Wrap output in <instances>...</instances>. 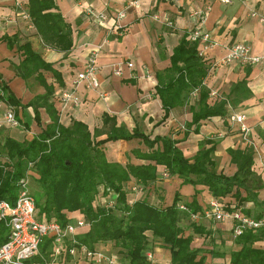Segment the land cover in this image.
Instances as JSON below:
<instances>
[{
    "label": "crops",
    "instance_id": "0c3cea01",
    "mask_svg": "<svg viewBox=\"0 0 264 264\" xmlns=\"http://www.w3.org/2000/svg\"><path fill=\"white\" fill-rule=\"evenodd\" d=\"M54 1L71 28L70 40L64 48L44 41L36 28L21 17L27 0H0V79L20 102L14 107L20 126L12 127L4 120L9 106L0 100V141L6 137L31 140L53 124L54 117L64 128L79 121L92 134L99 129L97 137L101 139L109 130L103 123V117L108 115L116 120L117 126L125 125L131 132L139 129L152 139L169 136L177 140L187 158L195 156L201 140L215 139L217 171L228 176H233L238 169L229 150L253 146V169L264 179L260 160L264 159V63L219 62L237 42L249 44L254 54H264V23L259 20L264 17V0H233L231 4L219 0ZM89 8L106 12L107 19L98 20L87 12ZM253 13L257 16H252ZM166 18L174 26H168ZM195 28L209 32L216 43L207 50L205 58L210 65L204 82L207 102L223 103L227 111V116L201 121L198 133L194 131L195 125H189L193 120L192 106L196 110L200 108L198 91L193 93L189 104L173 108L166 120L156 93L157 72L170 67L174 49ZM26 43L51 68H37L34 62L24 61L21 45ZM93 51L97 52L99 86L90 88L86 82L75 85ZM70 92L73 97L64 101V93ZM232 114L246 116L245 124L251 129L247 138L239 123L230 122ZM138 147L144 148L137 139L110 142L106 144L107 156L110 160L138 162L132 154ZM162 171L160 167L159 178L147 187L142 186L140 192H129V198L146 196L166 206L172 204L178 191L183 202H191L196 195L206 212L211 196L205 186L183 184L178 177L164 178ZM204 213L197 220L213 229L217 239L231 234L232 221L217 222ZM73 216V221H77L81 215L77 212ZM97 248L107 254L111 252L108 245L100 244ZM149 251L153 254L151 264L170 263L171 251L158 242ZM60 259L52 256L46 264H63ZM116 259L118 264H125ZM78 263L94 264L84 256L78 258Z\"/></svg>",
    "mask_w": 264,
    "mask_h": 264
},
{
    "label": "trees",
    "instance_id": "16d2710c",
    "mask_svg": "<svg viewBox=\"0 0 264 264\" xmlns=\"http://www.w3.org/2000/svg\"><path fill=\"white\" fill-rule=\"evenodd\" d=\"M25 8L31 16L29 24L34 25L44 41L64 48L70 40L71 28L55 1L27 0ZM189 35L174 49L170 67L157 72L156 93L166 120L173 108L189 104L193 93L198 91L200 108L196 110L192 106L193 120L189 124L195 125L194 131L198 133L201 121L227 116V111L223 103L208 104L204 82L210 65L199 55V41H192ZM21 49L24 61L34 62L37 68H51L28 43L21 45ZM240 87L241 84L236 88ZM0 100L8 106L20 105L1 79ZM53 121L31 140L6 137L0 141V201L14 204L20 191L19 182L28 174L39 220L57 221L66 226L73 222L74 213H80L87 226L76 233L75 245L70 239L65 241L58 255L63 264H72L70 249L74 246L97 250L100 244L108 245L110 255L114 254L125 264H151L146 253L155 242L171 251L169 264H264V227L257 231L245 229L235 238L232 224L230 239L236 248L227 257L225 251L214 249L213 242L218 241L213 229L194 218L205 211L196 195L191 202H183L177 191L172 204L166 206L146 196L129 198L134 185L149 186L159 178L162 167L171 177L182 179L183 184L205 186L211 198L219 199L225 209L260 219L264 216V199L259 197L264 179L253 169V146L229 150L238 169L228 176L217 171V141L212 138L201 140L195 156L187 158L177 140L169 136L152 139L139 129L131 132L125 125L117 126L116 120L108 115L103 117V123L109 130L101 139L97 137L99 129L92 134L82 122L75 121L71 127L64 128L58 124L57 117ZM134 139L144 146L132 150L140 162L108 158L106 144ZM197 238L201 242H195ZM6 239V228L0 223V245ZM54 252V238L45 237L34 260L46 264L56 256ZM208 256L212 258L210 263Z\"/></svg>",
    "mask_w": 264,
    "mask_h": 264
},
{
    "label": "built area",
    "instance_id": "2783aa9c",
    "mask_svg": "<svg viewBox=\"0 0 264 264\" xmlns=\"http://www.w3.org/2000/svg\"><path fill=\"white\" fill-rule=\"evenodd\" d=\"M224 4H231L233 0H219ZM135 4V2H132ZM20 5V4H19ZM21 17L28 22L31 21V16L26 10L25 5L22 6ZM90 15H94L98 20L104 21L108 15L103 11H95L93 8L87 9ZM123 15V14H121ZM252 16H257L253 13ZM156 18H159L156 15ZM260 22L264 23V17H259ZM168 26H174V23L166 18ZM31 27L34 25L31 23ZM192 41H199L200 50L199 55L206 58L208 49L216 45L212 41L209 32H203L200 28H195L189 35ZM220 63L239 62L243 65H258L264 63V54L252 53L249 44L244 42H237L228 48L226 55L219 61ZM98 71L97 52L93 51L87 59L84 69L78 74L75 80V85L81 82H86L90 88L99 86V81L96 76ZM119 73V71H117ZM214 94V93H213ZM73 97L72 93H64L63 100L68 101ZM77 102V99H75ZM4 120L12 127L20 126L15 113V108L9 106L5 112ZM246 116L243 114H232L230 116L231 123H239L240 130L247 138L250 127L245 124ZM29 175L27 174L20 180V191L14 204L6 200L0 201V223L6 228L7 239L0 245V264H38L34 259L40 253V246L45 237H53L55 242V255L58 256L63 250L64 243L67 239L72 240L75 245L77 243L75 236L80 228L86 227L87 222L84 219H78L66 226H62L57 221L45 222L36 217V200L30 193ZM162 177H170L168 171L163 169ZM142 187L134 185L132 191L140 192ZM186 209L185 206H181ZM207 217L214 219L217 222L232 221L233 237L240 236L245 229H252L257 231L264 227V216L257 219L253 216H246L238 211H229L224 208L222 202L212 197L209 200L208 209L205 212ZM195 219L198 216L194 217ZM70 255L73 257L72 264H79L78 258L84 256L94 264H118L117 259L105 252L99 250H91L85 245L74 246L70 249ZM148 260L153 259L151 251L146 253Z\"/></svg>",
    "mask_w": 264,
    "mask_h": 264
},
{
    "label": "rangeland",
    "instance_id": "374dc122",
    "mask_svg": "<svg viewBox=\"0 0 264 264\" xmlns=\"http://www.w3.org/2000/svg\"><path fill=\"white\" fill-rule=\"evenodd\" d=\"M261 165H262V167L264 168V159H262V157H261ZM263 191V192H262ZM260 193L262 194V196H261V198L260 199H263L264 198V190H262ZM232 235L230 234H224V237H223V239H217V240H219V242L218 243H214L213 242V246H214V249H216V250H220L221 249V251H225V255L227 256V257H229V254L231 253V251L234 249V248H236V245L234 244V242L230 239V237H231ZM209 243V242H208ZM110 254V253H109ZM113 254V253H112ZM113 256H115L114 254H113ZM212 261V258L210 257V256H208V263H210Z\"/></svg>",
    "mask_w": 264,
    "mask_h": 264
}]
</instances>
